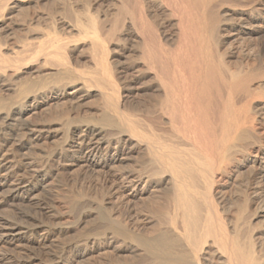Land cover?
I'll list each match as a JSON object with an SVG mask.
<instances>
[{"label": "bare ground", "instance_id": "1", "mask_svg": "<svg viewBox=\"0 0 264 264\" xmlns=\"http://www.w3.org/2000/svg\"><path fill=\"white\" fill-rule=\"evenodd\" d=\"M55 4L37 19L51 21V49L12 59L0 49V86L22 97L11 105L0 98V207L35 201L50 177L40 174L42 160L26 163L17 151L40 131L23 117L52 103L67 131L47 160L83 161L121 179L119 190L145 182L167 194L164 231L151 239L128 234L161 257L156 264H264V239L254 231L240 238L252 225L245 207H264V44L252 41L262 32L264 0ZM6 62L36 75L18 83ZM137 149L150 162L126 168ZM36 236L46 244L52 235L39 223H0L6 242ZM66 250L6 256L3 264H59Z\"/></svg>", "mask_w": 264, "mask_h": 264}, {"label": "rangeland", "instance_id": "2", "mask_svg": "<svg viewBox=\"0 0 264 264\" xmlns=\"http://www.w3.org/2000/svg\"><path fill=\"white\" fill-rule=\"evenodd\" d=\"M57 1L62 3V0ZM57 1L55 0V3ZM53 3L54 0H0V49L7 59L22 57L24 50V56L28 57L40 47L45 46L47 50L52 48L49 44L52 36L50 19H43L39 25L37 19L41 15L46 17V12L54 6L55 3ZM260 34L258 35L261 39L258 35H253L252 41L263 40L264 44V23ZM255 37H257L256 40ZM44 38L48 39L47 43L40 45V41L46 40ZM27 40L32 42V44L29 42L30 46L28 45L29 52H27V47H24L28 43ZM25 41H27L26 44ZM12 64L6 62L4 67L10 73L17 71L15 81L18 83L20 80L22 82L27 77L36 75V73L30 75L26 72L29 70L27 65L14 66ZM2 69L0 68V71ZM50 82L51 78H47L46 83L49 85ZM8 93L6 95L0 86V98H3L7 104L11 105L22 100L21 96L14 94L9 96L10 93ZM31 102L32 100L29 101ZM53 108L52 103L43 104L39 109L23 117L38 124L40 131L33 133L32 142L17 151L18 154L21 153L19 156L23 154L27 157L26 163L42 160L41 164L44 166L40 174L49 171L50 177L45 186L37 192L39 195L35 201L22 202L17 205L6 204L0 207V223L3 220L39 223L47 228L52 236L45 242L46 244L38 242L39 236L33 237L30 242L28 239H23L18 244L6 242L0 238V264L8 262L5 259L6 256L28 258L29 255H41L47 250H58L61 247H66L67 250L59 264H156L161 257L156 259L153 254L149 252L147 254L144 246L138 244L139 242L130 238L128 234L137 235L142 239H151L164 231L167 225L165 213L170 206L167 194L160 187L145 186V182L137 183L136 187L128 184L125 189L119 190L115 185L121 179L99 172L95 174L86 169L83 161L71 164V160L67 157L47 160V157L63 144L67 131V126L57 124L60 121L57 119L59 110L56 108L55 112ZM61 117L64 118L65 115ZM59 128L61 130L58 131ZM40 133L41 138L35 140ZM113 152L114 149L109 152V155ZM142 153H139L138 149L135 150L132 153L133 158L125 162L128 164L125 167L135 169L145 165L142 162L147 159V162H150L149 156L145 152ZM29 178L30 176H27L26 180ZM163 196L168 198V201ZM240 198L239 195L234 196L237 201L241 200ZM262 198L264 199L263 196ZM227 208L233 214L232 210L237 213L243 207ZM245 208L249 210L245 211V217L248 221L251 219L252 225L248 231L245 229L241 232V240H246L248 235H252V231L255 237L260 236L264 239V207ZM259 210L261 212L256 214ZM60 227H63L64 231ZM259 251L261 253L259 256L264 263V248L263 250L262 247L258 248ZM216 260L210 264L215 262V264H220L219 260Z\"/></svg>", "mask_w": 264, "mask_h": 264}]
</instances>
